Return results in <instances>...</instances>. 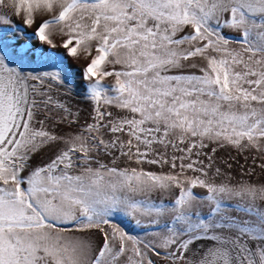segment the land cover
I'll return each mask as SVG.
<instances>
[{"label":"snow or ice","instance_id":"1","mask_svg":"<svg viewBox=\"0 0 264 264\" xmlns=\"http://www.w3.org/2000/svg\"><path fill=\"white\" fill-rule=\"evenodd\" d=\"M218 149L264 171V0H0V264H264Z\"/></svg>","mask_w":264,"mask_h":264},{"label":"rangeland","instance_id":"2","mask_svg":"<svg viewBox=\"0 0 264 264\" xmlns=\"http://www.w3.org/2000/svg\"><path fill=\"white\" fill-rule=\"evenodd\" d=\"M33 30L34 28L28 29L27 31L30 33ZM45 47L47 46L45 45ZM59 51H62V49H59ZM68 63L72 65L68 70V80L73 81V83L62 87L59 90L64 92L66 89H70L68 95L64 98L67 103L74 108H79L83 117L86 116L89 111V104L84 99L83 94V80L80 76V70L85 67V63L83 60H69ZM214 159L216 161V166L220 167L223 172L227 173L228 178L233 181L243 180L245 182L252 181L257 184L264 183V171L259 167H251L253 159L248 153H238L234 149H218L214 155ZM258 162L259 161H257V163ZM228 164H231V168L227 167ZM145 167H153V170H156L154 166L145 165ZM245 169L248 171L245 172ZM197 191L202 192L203 190L197 189ZM125 224H128L129 229L135 228V226L127 220H125ZM135 231L139 230L136 229Z\"/></svg>","mask_w":264,"mask_h":264}]
</instances>
